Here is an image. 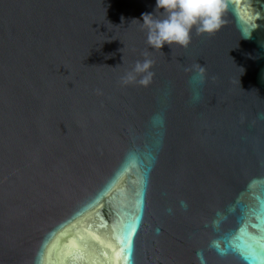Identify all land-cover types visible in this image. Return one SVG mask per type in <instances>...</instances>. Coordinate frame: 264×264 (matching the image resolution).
Wrapping results in <instances>:
<instances>
[{"label": "water", "instance_id": "95a60500", "mask_svg": "<svg viewBox=\"0 0 264 264\" xmlns=\"http://www.w3.org/2000/svg\"><path fill=\"white\" fill-rule=\"evenodd\" d=\"M224 5L160 51L155 0H0V264H264V0Z\"/></svg>", "mask_w": 264, "mask_h": 264}, {"label": "clouds", "instance_id": "9594fccd", "mask_svg": "<svg viewBox=\"0 0 264 264\" xmlns=\"http://www.w3.org/2000/svg\"><path fill=\"white\" fill-rule=\"evenodd\" d=\"M224 0H155L151 13H142L138 21L147 30L146 42L151 50H160L173 45L186 48L191 41V34L213 35L223 25ZM159 13V17H157ZM152 61H137L126 80L135 79L134 74H146L140 83H147L153 75L150 69ZM193 71L201 81L204 79V68L194 67Z\"/></svg>", "mask_w": 264, "mask_h": 264}]
</instances>
